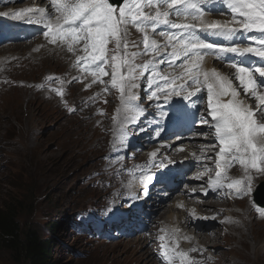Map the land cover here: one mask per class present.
Masks as SVG:
<instances>
[{
    "label": "snow or ice",
    "instance_id": "obj_1",
    "mask_svg": "<svg viewBox=\"0 0 264 264\" xmlns=\"http://www.w3.org/2000/svg\"><path fill=\"white\" fill-rule=\"evenodd\" d=\"M121 3L115 0H51V6L54 10V18L46 16L44 9L28 8L21 12L2 13L0 15L10 18L13 21L22 20L27 16V23H42L46 29L42 33L45 39L50 43L56 44L61 42L67 45L68 52H73L77 46L83 55L77 56L78 66L83 62L82 72L92 75L94 82L106 83L100 80L103 76H108L109 72L105 69L111 66V87L118 89L120 93V102L124 105L125 120L128 121L130 113H144L143 108L131 107L132 102L136 99L132 89L137 85L132 82L133 65L127 59V24L129 23V13ZM214 0H146V4L137 2L135 11L130 13L131 21L135 23L140 21L138 30L145 33L143 36L144 52L159 54L162 51L156 40L150 39L148 35V26L146 22L151 21V31H156L157 23L169 25L172 29H179V33L160 32V36L167 38L168 44L172 47L169 65L183 57L179 68L183 71L179 76L160 77L163 80L161 84L158 80L153 79L156 75L153 71L152 76L147 78V87L150 89L149 94L145 97L148 101H157L156 108L159 110L161 118L165 116L159 101L168 105L171 103L173 96H180L188 103L184 108L191 116V128L196 126L193 117L196 112L193 108L201 103V100H193L198 93H201L206 87L207 103L203 113L199 116V123L206 126L208 131L200 130L191 133L200 136H214V142L205 147L218 149L215 152V179L209 178L203 195H208V190L216 193L218 190L227 189V194H232L236 198L252 196L254 189L252 187V178L247 175L249 169H255L264 173V79L255 78L254 74L258 73L260 78H264V64L258 66H244L243 63L236 60L228 61V67L235 69V77L246 94L257 102L255 107H250L245 100H238L240 93L233 87L231 81L216 70L211 72L203 71L201 62L205 56H214L217 59H223L229 53L234 57H246L251 55L259 57L264 61V38H257L253 44L248 46H234L233 44L223 45L213 42H206L196 34L197 27L203 32L211 31L213 36L223 38H232L238 32L250 33L258 32L264 34V0H221L230 10L232 18L230 21L223 23L217 21L210 24L203 23L202 18L207 12V5ZM144 7L154 8V14H146ZM163 9V10H162ZM175 9L176 16L183 15L185 20L190 19L199 23H177L168 19L170 11ZM39 12V16L29 15ZM175 41V43H173ZM114 45L109 56L108 45ZM123 44V55H121V45ZM2 46V45H0ZM136 53H132L135 58ZM160 63H165L162 59ZM95 65L94 68H89ZM127 66L126 75L121 73L122 68ZM147 67V66H145ZM178 81H180L178 83ZM154 86V87H153ZM108 90L107 88L105 89ZM127 90V94H126ZM62 95V93H57ZM224 97H230L226 101ZM72 111V109H69ZM210 118V119H209ZM113 119H116L113 117ZM134 119V117H133ZM130 122V121H129ZM146 131L144 127L135 128V133ZM162 127H156L153 135L160 137ZM155 157L156 153H152ZM211 159V157H206ZM168 164L173 161H167ZM238 163L244 170L246 179H235L225 183L226 177L223 175L225 170L232 164ZM154 167L164 168L163 160L155 162ZM209 169L205 166V172L194 177L202 179L203 175ZM154 176L144 177V184H152ZM149 189L144 188L143 195H148ZM139 197H133L129 201V207L132 201L138 200ZM253 204L256 201L253 197ZM257 207H262L257 205ZM113 209H107L109 213ZM264 215V212L261 213ZM199 219H208L199 217ZM215 219V217H212ZM175 233H173V236ZM161 242L165 241V236L159 237ZM164 256L168 264H173L176 256L179 257V264H200V262L190 259L187 252H175V249L169 250L163 243ZM196 252L197 249H191ZM171 253H175L173 256Z\"/></svg>",
    "mask_w": 264,
    "mask_h": 264
},
{
    "label": "rangeland",
    "instance_id": "obj_2",
    "mask_svg": "<svg viewBox=\"0 0 264 264\" xmlns=\"http://www.w3.org/2000/svg\"><path fill=\"white\" fill-rule=\"evenodd\" d=\"M46 70L60 71L61 66L46 61L31 72H17L15 77L35 81ZM0 95V209L7 202L20 205L16 221L22 227L29 225L43 238H48L50 225L59 223L55 240L61 244V264H156L152 252L138 240L124 236L110 245L99 241L92 248L71 229L74 213L95 195L81 182L99 161L101 152L93 146L101 144L100 136L25 90L4 89ZM54 125L57 127L51 129ZM25 147L39 149L26 153ZM260 192L264 195V188ZM262 226H243L236 236L220 234L219 240L208 244L220 257V264H264V252L258 257L252 247L257 232L264 230ZM240 232L244 234L240 236ZM77 252L92 254L84 258ZM0 264L16 263L0 249Z\"/></svg>",
    "mask_w": 264,
    "mask_h": 264
},
{
    "label": "trees",
    "instance_id": "obj_3",
    "mask_svg": "<svg viewBox=\"0 0 264 264\" xmlns=\"http://www.w3.org/2000/svg\"><path fill=\"white\" fill-rule=\"evenodd\" d=\"M20 205L7 202L0 209V249L6 251L16 264H61L62 249L51 237L57 227H49L48 239L16 221Z\"/></svg>",
    "mask_w": 264,
    "mask_h": 264
},
{
    "label": "bare ground",
    "instance_id": "obj_4",
    "mask_svg": "<svg viewBox=\"0 0 264 264\" xmlns=\"http://www.w3.org/2000/svg\"><path fill=\"white\" fill-rule=\"evenodd\" d=\"M192 23H199V22H194V21H191ZM12 101V100H11ZM14 101V100H13ZM31 109V108H30ZM13 110V109H12ZM33 149H39L38 147H32V148H27L25 147L23 149V152L25 151L26 153L28 151H31ZM28 155V154H27ZM30 155V154H29ZM32 156V155H31ZM42 177V176H41ZM40 178V177H39ZM262 188L264 187H261L260 189L258 188V190L260 191ZM257 193V192H256ZM152 198V197H151ZM256 224V223H255ZM259 224H263L264 225V222H259ZM261 227H263L261 225ZM242 231V230H241ZM251 234V233H250ZM249 235V234H248ZM241 236V235H240ZM238 238H239V233H238ZM220 239V238H219ZM218 239V240H219ZM215 240V239H214ZM240 240V239H239ZM219 242V241H217ZM213 244V243H212ZM242 245H244V243H241ZM229 245H227L228 247ZM240 246V245H239ZM253 249H254V252H255V255L260 257L262 255V253L264 252V230H259L256 234V237H255V243H254V246L252 245ZM241 251V250H240ZM252 255V254H251ZM254 255V254H253ZM150 256H153L152 254ZM239 260V259H238ZM220 264V263H219Z\"/></svg>",
    "mask_w": 264,
    "mask_h": 264
}]
</instances>
